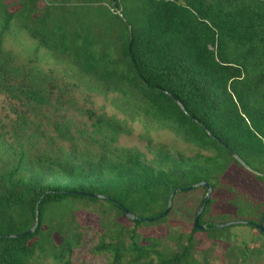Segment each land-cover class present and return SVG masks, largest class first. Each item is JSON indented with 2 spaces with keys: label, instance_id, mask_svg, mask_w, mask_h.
Returning <instances> with one entry per match:
<instances>
[{
  "label": "trees",
  "instance_id": "obj_1",
  "mask_svg": "<svg viewBox=\"0 0 264 264\" xmlns=\"http://www.w3.org/2000/svg\"><path fill=\"white\" fill-rule=\"evenodd\" d=\"M10 39L33 44L24 62ZM42 60L53 66L45 69ZM0 95L12 100L18 126L10 137L0 130V264H74L87 245L83 204L99 205L104 215L106 203L117 209L89 250L107 264H211L195 254L196 232L212 238L231 221L259 230L264 0H0ZM80 96L90 103L104 97L123 117L80 107ZM71 109L92 129L68 118ZM135 122L168 130L198 151L162 146L150 164L142 152L117 145ZM202 181L213 188L199 219L205 229L193 225L175 248L144 235L167 221L161 214L174 190H196L190 186ZM37 210L35 231L11 236L31 229ZM123 215L129 226L119 221Z\"/></svg>",
  "mask_w": 264,
  "mask_h": 264
},
{
  "label": "rangeland",
  "instance_id": "obj_2",
  "mask_svg": "<svg viewBox=\"0 0 264 264\" xmlns=\"http://www.w3.org/2000/svg\"><path fill=\"white\" fill-rule=\"evenodd\" d=\"M7 46L18 53L19 60L24 62L30 55L33 44L26 39H20V41L10 39L7 42ZM40 53L41 55L44 54L43 51ZM49 62L51 63L42 60L41 64L45 69H48L53 66L52 61ZM11 101L5 95H0V130L5 132L7 137L12 136L13 132L18 128L17 114L13 111L14 106H11ZM93 101V103L86 102L80 96L78 106L83 108H104L110 114L123 117L104 97H94ZM54 103H56L55 99ZM56 105L59 106L57 103ZM63 106H69V104L65 103ZM55 111V107L48 109L51 119L57 117ZM60 111L61 113H66L65 110ZM67 114L68 118H74L75 124L82 130H86L87 127L90 128L89 130L92 129L91 121L80 111L71 109ZM44 122L47 123L49 121L45 119ZM132 125L134 127L132 134H122L117 145L142 152L150 164L157 163V155L162 146H166L174 154L184 152L189 156H193L198 151L196 146L185 143L168 130L154 127L146 128L141 122H135ZM48 128H52V126ZM52 134L54 135V133ZM63 146L69 148L67 143H64ZM92 147L96 148L98 146L93 145ZM198 187L200 188L177 194L173 198L172 208L168 213L167 221L159 226L146 227L144 235L160 236L164 245L175 248L179 236L183 233L186 237L192 231L204 192L201 186ZM261 189L264 190V186ZM105 207L111 208L107 215L103 214L99 205L93 204H83L78 211L82 224L87 228V245L75 253L73 257L74 264H107V258L104 256L97 258L89 251L90 248L99 242V234L105 230L103 223L116 215V208L111 207L107 203ZM119 221L126 226L131 224L129 218L125 215L120 216ZM210 234L212 238H209L207 233L203 231H198L194 235L196 240L195 254L200 260L207 258L211 264H234V262L238 264H264V233L257 228L246 224H235L230 228L224 229V231L213 230ZM183 239L186 241V238ZM246 245L249 246V249Z\"/></svg>",
  "mask_w": 264,
  "mask_h": 264
},
{
  "label": "water",
  "instance_id": "obj_3",
  "mask_svg": "<svg viewBox=\"0 0 264 264\" xmlns=\"http://www.w3.org/2000/svg\"><path fill=\"white\" fill-rule=\"evenodd\" d=\"M178 103L182 106V108H184L183 104L177 99L175 98ZM217 140L225 147L227 148L235 157L236 159L244 166L246 167L247 169L249 170H253L247 163L246 161L241 158L237 153H235L224 141H222L220 138H217ZM264 176V174H263ZM198 186H205L207 188V193H206V196H205V202L204 204H202L195 216V220H194V226L196 228H201V229H205L206 228V225H200L199 224V219H200V215L201 213L203 212V210L205 209L206 205L208 204V202L210 201V198H211V195H212V192H213V188L212 186L206 182V181H202V182H199L198 184L196 185H192L190 186V189L194 188V187H198ZM177 193V190H174L171 195H170V198H169V201H168V205H167V208L165 209V211L161 214V216H164V215H167L171 208H172V204H173V198L175 196V194ZM90 196H95V197H99V198H105L104 195H101V194H88ZM125 213L128 217L130 218H136V216L134 215V213H132L131 211H129L128 209H125ZM141 220H150V219H147V218H141ZM240 223H244V224H248L249 222L248 221H231V222H228V223H224V224H219L218 226L220 228H223V227H228V226H232V225H235V224H240ZM39 225V211L37 210V219H36V222H35V225L29 229L28 231L24 232V233H19V234H16V235H11V236H15V237H21L23 236L24 234H29V233H32L35 231V229L38 227ZM257 227L259 228L260 231H262L264 233V212L262 214V217L259 221V223L257 224Z\"/></svg>",
  "mask_w": 264,
  "mask_h": 264
}]
</instances>
